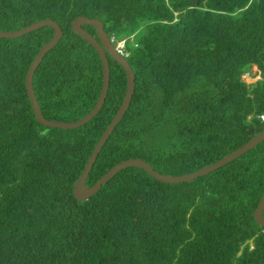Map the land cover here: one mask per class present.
<instances>
[{"label": "trees", "instance_id": "1", "mask_svg": "<svg viewBox=\"0 0 264 264\" xmlns=\"http://www.w3.org/2000/svg\"><path fill=\"white\" fill-rule=\"evenodd\" d=\"M99 20L123 42L135 90L87 181L141 159L165 176L202 170L264 131V0H0V31L52 20L62 32L33 76L47 120L77 122L96 105L103 68L72 31ZM83 29L96 38L91 26ZM52 27L0 38V264H264V142L198 179L159 182L126 168L86 201L74 198L127 90L110 57L99 114L75 130L36 122L25 79ZM132 43L131 48L128 44ZM257 68L260 79L243 76ZM264 216V213H263Z\"/></svg>", "mask_w": 264, "mask_h": 264}, {"label": "water", "instance_id": "2", "mask_svg": "<svg viewBox=\"0 0 264 264\" xmlns=\"http://www.w3.org/2000/svg\"><path fill=\"white\" fill-rule=\"evenodd\" d=\"M44 26L52 27L55 36L47 45H45L39 52V54L36 56L35 60L31 64V66L28 69V72L26 74L25 79V87L28 99L32 105V110L36 119V122L39 124L53 128V129H61V130H75L84 124L90 122L94 117H96L100 110L102 109L105 100L107 98V93L109 89V82H110V66L108 57H110L113 61H115L125 72L126 78H127V90L125 97L123 99L122 104L120 105L118 111L116 112L114 118L112 119L109 126L106 128L105 132L103 133L102 137L97 142L90 158L88 159V162L85 166V169L80 176V178L77 180L73 187V195L74 198L78 201H86L90 197H92L94 194H96L103 185L107 184L112 178H114L120 171L126 168H140L144 170L147 174H149L152 178L155 180L166 183V184H180V183H188L192 182L199 177L206 176L221 167L229 164L230 162L240 158L242 155L246 154L250 150L257 147L259 144L264 142V131L256 136H254L249 142H247L245 145L240 147L239 149L232 152L230 155L226 156L225 158L217 161L216 163L199 170L197 172L186 174L183 176H165L160 174L159 172L155 171L150 164L147 162L141 160V159H131L124 162H121L114 166L109 172H107L95 185H93L91 188H87L85 183L87 181V178L89 176V173L94 165V163L97 160V157L99 153L101 152L102 148L108 141L110 135L113 133L116 126L122 121L124 118L127 110L129 109V105L131 103L134 90H135V76L134 73L128 63V61L120 56L115 50L112 44L109 41V36L104 31V26L99 20H90L85 17H80L76 19L72 23V31L74 34L82 38L84 41H86L88 44H90L97 54L99 55V58L102 63L103 68V84H102V90L99 96V99L94 106L93 110L84 118L77 122H58V121H52L47 120L43 117L41 113V109L39 106V103L36 99L34 90H33V76L42 62L43 58L47 53H49L60 41L62 37V32L59 27V25L52 21V20H46L39 23H36L34 25H31L27 28H24L22 30L16 31V32H4L0 31V38L3 39H16L22 36H25L29 33H32L34 31H37L41 29ZM83 26H91L96 30V38L90 35L88 32H86L83 29ZM264 193L259 201L258 207L256 208L254 212V218L258 226L264 227Z\"/></svg>", "mask_w": 264, "mask_h": 264}, {"label": "rangeland", "instance_id": "3", "mask_svg": "<svg viewBox=\"0 0 264 264\" xmlns=\"http://www.w3.org/2000/svg\"><path fill=\"white\" fill-rule=\"evenodd\" d=\"M133 46L132 43H129L128 44V47L131 48ZM260 79V76L257 72V68L256 67H253L252 70H251V74L248 75H244L243 76V80L247 83V84H252V83H255L257 80Z\"/></svg>", "mask_w": 264, "mask_h": 264}, {"label": "built area", "instance_id": "4", "mask_svg": "<svg viewBox=\"0 0 264 264\" xmlns=\"http://www.w3.org/2000/svg\"><path fill=\"white\" fill-rule=\"evenodd\" d=\"M116 48H117V51H118V53L120 54V55H123V56H128V54L125 52V50H124V45H123V42L121 43V44H118L117 46H116ZM261 121L264 123V116H261Z\"/></svg>", "mask_w": 264, "mask_h": 264}, {"label": "clouds", "instance_id": "5", "mask_svg": "<svg viewBox=\"0 0 264 264\" xmlns=\"http://www.w3.org/2000/svg\"><path fill=\"white\" fill-rule=\"evenodd\" d=\"M261 118V117H260Z\"/></svg>", "mask_w": 264, "mask_h": 264}]
</instances>
